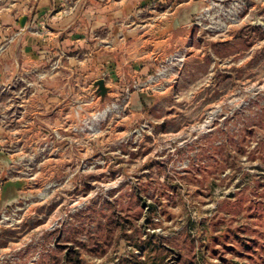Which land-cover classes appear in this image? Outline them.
Masks as SVG:
<instances>
[{"label":"rangeland","instance_id":"rangeland-1","mask_svg":"<svg viewBox=\"0 0 264 264\" xmlns=\"http://www.w3.org/2000/svg\"><path fill=\"white\" fill-rule=\"evenodd\" d=\"M116 1L122 35L171 7L148 75L33 130L0 106V264H264V0Z\"/></svg>","mask_w":264,"mask_h":264},{"label":"crops","instance_id":"crops-1","mask_svg":"<svg viewBox=\"0 0 264 264\" xmlns=\"http://www.w3.org/2000/svg\"><path fill=\"white\" fill-rule=\"evenodd\" d=\"M100 1L0 0V106L10 109L9 97L18 96L31 130L39 115L48 119L53 112L70 109L71 96L80 101L92 95L98 78L110 86L109 96L120 94L149 74L151 52H162L168 37L164 15L171 7L158 13L156 26L132 25L122 35L116 20L123 11L117 1ZM129 11L126 7L124 12ZM22 15L27 16L23 27L18 22ZM41 23L45 28L36 32ZM101 28L106 30L103 36ZM92 99L99 103L98 97ZM75 106L82 108L80 103ZM5 130L1 121L3 139L9 137ZM15 187V181L6 180L1 197L10 199Z\"/></svg>","mask_w":264,"mask_h":264},{"label":"water","instance_id":"water-1","mask_svg":"<svg viewBox=\"0 0 264 264\" xmlns=\"http://www.w3.org/2000/svg\"><path fill=\"white\" fill-rule=\"evenodd\" d=\"M27 20L26 15L18 18L19 25L23 27ZM93 95L99 98V104H104L109 97L110 86H107L104 78H98L92 83Z\"/></svg>","mask_w":264,"mask_h":264},{"label":"built area","instance_id":"built-area-1","mask_svg":"<svg viewBox=\"0 0 264 264\" xmlns=\"http://www.w3.org/2000/svg\"><path fill=\"white\" fill-rule=\"evenodd\" d=\"M34 28H35V31H36V32H39V29L42 30V29H44L45 27H44V25L41 23L39 27H34ZM102 76L105 77V74L103 73ZM140 84H143V83H134V84H133V87H137V86H139ZM9 173H10L9 169H5V168H2V167L0 166V189H1L2 186H3V179L1 178L2 175L6 177Z\"/></svg>","mask_w":264,"mask_h":264},{"label":"bare ground","instance_id":"bare-ground-1","mask_svg":"<svg viewBox=\"0 0 264 264\" xmlns=\"http://www.w3.org/2000/svg\"><path fill=\"white\" fill-rule=\"evenodd\" d=\"M110 108H111V107L105 108L101 113H97V115L99 114V116H102L104 113H106L108 110H110ZM97 115H96V116H97ZM96 116H95V117H96ZM99 116H98V117H99Z\"/></svg>","mask_w":264,"mask_h":264}]
</instances>
